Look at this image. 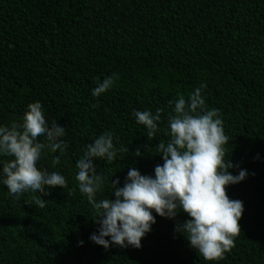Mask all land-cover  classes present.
<instances>
[{"label":"trees","instance_id":"obj_1","mask_svg":"<svg viewBox=\"0 0 264 264\" xmlns=\"http://www.w3.org/2000/svg\"><path fill=\"white\" fill-rule=\"evenodd\" d=\"M112 73L113 88L94 97L97 77ZM201 82L230 137V171L249 173L227 189L244 202L235 246L205 260L176 231L190 218L182 211L175 219L154 212L140 248L96 244L95 212L75 178L85 146L111 131L130 148L111 162L94 159L107 178L97 199H115L111 179L123 186L132 166L154 175L163 163L154 146L169 139L162 130L149 140L134 109H163V129L169 101ZM36 101L50 125L66 127L67 150L41 166L64 174L68 187L42 194L39 209L32 194L14 199L0 183V264H264V0H0V124Z\"/></svg>","mask_w":264,"mask_h":264},{"label":"clouds","instance_id":"obj_2","mask_svg":"<svg viewBox=\"0 0 264 264\" xmlns=\"http://www.w3.org/2000/svg\"><path fill=\"white\" fill-rule=\"evenodd\" d=\"M118 73H112L101 81L92 95L100 97L113 88ZM206 83L189 92L187 98L169 101L173 112L167 116L163 127L157 108L134 109L139 124L146 126L149 140L155 139L162 130L169 137L159 140L154 148L162 156L154 175H145L132 166L123 186L112 180L110 197L97 199L106 184V176L97 171L94 159L114 161L118 153H129L130 148L120 144L119 137L111 131L98 135L84 148V154L76 161V180L79 191L87 196L99 225L90 239L104 248L141 247L142 238L156 223V215L175 219L178 212L190 218L176 226L207 261H220L235 246L241 232L239 221L244 213V202L229 197L230 185L244 181L248 170L240 168L237 174L230 171L237 167L230 159L228 142L221 110L208 108L204 96ZM66 127L49 124L41 101L29 103L19 120L0 124V183L7 186L8 194L19 199L25 193L33 195V206L42 209L47 201L42 194L50 195V189L68 187V179L60 171H48L41 162L49 152L63 154L69 142ZM114 140L116 141L114 143ZM140 156L139 148L134 153ZM10 157L11 159H4ZM60 157L56 156L58 163ZM75 191V189H72ZM81 244L83 241L80 242Z\"/></svg>","mask_w":264,"mask_h":264}]
</instances>
